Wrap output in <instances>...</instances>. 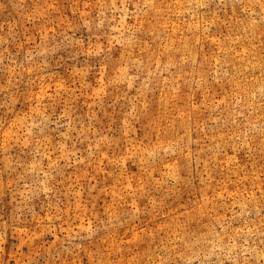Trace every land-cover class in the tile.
Returning a JSON list of instances; mask_svg holds the SVG:
<instances>
[{"label": "rangeland", "instance_id": "obj_1", "mask_svg": "<svg viewBox=\"0 0 264 264\" xmlns=\"http://www.w3.org/2000/svg\"><path fill=\"white\" fill-rule=\"evenodd\" d=\"M0 264H264V0H0Z\"/></svg>", "mask_w": 264, "mask_h": 264}]
</instances>
